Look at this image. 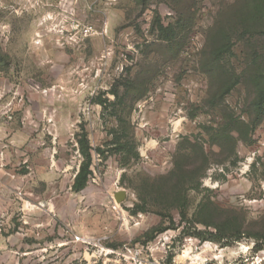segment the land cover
<instances>
[{
	"label": "rangeland",
	"instance_id": "1",
	"mask_svg": "<svg viewBox=\"0 0 264 264\" xmlns=\"http://www.w3.org/2000/svg\"><path fill=\"white\" fill-rule=\"evenodd\" d=\"M259 81L264 0H0V264L264 243ZM81 128L93 162L74 191Z\"/></svg>",
	"mask_w": 264,
	"mask_h": 264
},
{
	"label": "built area",
	"instance_id": "2",
	"mask_svg": "<svg viewBox=\"0 0 264 264\" xmlns=\"http://www.w3.org/2000/svg\"><path fill=\"white\" fill-rule=\"evenodd\" d=\"M183 240L181 248L174 250L170 264H264V243L253 239L221 243L190 235Z\"/></svg>",
	"mask_w": 264,
	"mask_h": 264
},
{
	"label": "trees",
	"instance_id": "3",
	"mask_svg": "<svg viewBox=\"0 0 264 264\" xmlns=\"http://www.w3.org/2000/svg\"><path fill=\"white\" fill-rule=\"evenodd\" d=\"M230 89H231V85L226 87L223 91H221V96L227 93ZM114 95L117 96V92H114ZM252 107L256 115L258 116L264 115V82L263 81H259L258 83L257 91H256V98L252 104ZM76 136H77L78 151L82 156V161L80 163L79 169L77 170L75 174L74 181L72 184V189L74 191H79L86 186L88 177L91 174L90 166L93 162L91 150H93V148L91 147L90 142L87 138V134L85 133L83 128H81V133L76 134ZM116 145L119 147L120 150H124L126 144H122L118 142V144ZM95 151L99 153L100 155L103 154V151L100 150V148H96ZM133 155L135 157L138 156L136 152ZM176 177H175V171H174L170 173V175L163 181L165 187L170 188L172 193H177V197H174L175 200L172 201V204H174L177 199H180V196L178 194H180L183 188L182 181L177 180L178 181L177 182ZM173 178L175 181H172ZM139 209L141 211H144L143 208H139ZM218 236L217 235L212 236V239L217 241L220 239V237Z\"/></svg>",
	"mask_w": 264,
	"mask_h": 264
},
{
	"label": "water",
	"instance_id": "4",
	"mask_svg": "<svg viewBox=\"0 0 264 264\" xmlns=\"http://www.w3.org/2000/svg\"><path fill=\"white\" fill-rule=\"evenodd\" d=\"M124 195H125V193L123 191H121V192H118L115 194V198L118 202H122Z\"/></svg>",
	"mask_w": 264,
	"mask_h": 264
}]
</instances>
